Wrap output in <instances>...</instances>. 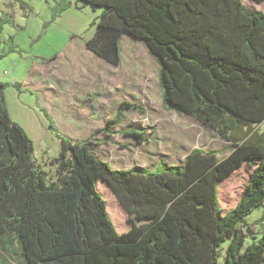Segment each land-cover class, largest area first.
<instances>
[{"label":"trees","instance_id":"16d2710c","mask_svg":"<svg viewBox=\"0 0 264 264\" xmlns=\"http://www.w3.org/2000/svg\"><path fill=\"white\" fill-rule=\"evenodd\" d=\"M76 1L103 7L89 49L117 66L125 33L143 41L165 105L231 141L230 151L195 147L179 165L119 169L92 137L61 134L46 111L62 141L51 174L0 100V264H220L226 241L225 264H264V230L247 221L264 207V11L243 0ZM244 163L248 185L225 213L219 185ZM99 180L128 211L127 230H117Z\"/></svg>","mask_w":264,"mask_h":264},{"label":"rangeland","instance_id":"374dc122","mask_svg":"<svg viewBox=\"0 0 264 264\" xmlns=\"http://www.w3.org/2000/svg\"><path fill=\"white\" fill-rule=\"evenodd\" d=\"M243 1L264 11V1ZM102 10L76 0H0V81L9 82L0 91V100L12 120L33 139L37 165L53 174L51 159L62 148L46 111L61 134L79 140L92 137L96 153L119 169L179 165L193 147L216 148L226 155L230 147L226 138L165 105L159 64L143 41L125 33L117 66L87 48ZM82 63L94 67V98L85 96L86 86L79 83L77 71ZM124 102L128 104L122 108ZM77 107L94 112L83 119L87 111L83 114ZM120 111L121 120L110 124ZM135 129L142 132V141L129 134ZM252 170L245 163L220 183L225 213L243 196ZM97 186L117 230H127L131 223L123 203L106 181L99 180ZM263 213L260 207L247 217L255 223L258 236L264 230ZM228 243L220 248V264H225Z\"/></svg>","mask_w":264,"mask_h":264},{"label":"crops","instance_id":"0c3cea01","mask_svg":"<svg viewBox=\"0 0 264 264\" xmlns=\"http://www.w3.org/2000/svg\"><path fill=\"white\" fill-rule=\"evenodd\" d=\"M87 46V45H86ZM88 48V47H87ZM89 49V48H88ZM89 50H91V49H89ZM92 51V50H91ZM93 52V51H92ZM94 53V52H93ZM110 63V62H109ZM77 73H78V78H79V83L80 84H82V86H86L85 88H84V95L85 96H91V97H93L94 98V67L92 66V64H87V63H82L79 67H78V71H77ZM0 82H7L8 84H9V82L8 81H0ZM85 108V107H84ZM76 108V109H78V111H81V113H83V114H85L84 112H85V110L87 111V116H84L83 117V119L84 118H86V117H90V116H92V114H93V112H94V110L92 109V108ZM185 114V113H184ZM191 116V115H190ZM194 118V117H193ZM138 130V129H137ZM82 140H84V139H82ZM228 144H229V146H231V141H229L228 140ZM193 148H195V147H193ZM193 148H191V150L193 149ZM205 148V147H204ZM229 149V151H230V147L228 148ZM190 150V151H191ZM190 151H188L184 156H183V162H184V159H185V157H186V155L190 152ZM229 153V152H228ZM227 153V154H228ZM226 154V155H227ZM222 156H225V155H222ZM245 164V163H244ZM135 166H142V165H135ZM134 167V166H133ZM131 168V167H130ZM128 169V168H127ZM231 176V175H230Z\"/></svg>","mask_w":264,"mask_h":264}]
</instances>
